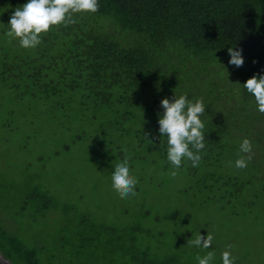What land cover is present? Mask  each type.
Masks as SVG:
<instances>
[{
    "label": "trees",
    "instance_id": "obj_1",
    "mask_svg": "<svg viewBox=\"0 0 264 264\" xmlns=\"http://www.w3.org/2000/svg\"><path fill=\"white\" fill-rule=\"evenodd\" d=\"M26 2L0 0L3 38L8 37L15 8ZM73 18L75 23L42 34L35 49H23L11 38L0 44V79L7 87L15 85L17 97L39 100L47 112L57 111V117L61 113L70 142L61 143L58 157L69 156L74 146L84 143L93 150L89 160L110 175L112 163L128 156L131 170L140 173L137 194L126 202H135L136 208L111 218L104 217L106 213L97 218L89 211L71 215L74 204L57 199L48 186L40 189L35 179L25 192L26 203L38 202L33 209L38 218L58 212L63 218L59 229L94 231L86 235L88 245L96 233H112L119 255L114 264H187L179 254L190 249L195 257L200 250L205 255L209 249L192 245L191 231L184 230L190 229L194 213L181 204L150 207L142 190L144 183L163 184L146 177V170L171 174L174 168L167 160V140L158 132L160 102L187 93L193 101L202 97L206 105L203 159L198 167L186 161L177 170L178 196L198 206L244 199L254 181L247 174L251 171L242 174L250 164L232 170L234 161L245 155L240 142L245 137L255 140L254 149L264 155V113L256 110L242 86L254 74L264 73V0H100L96 13ZM123 36L133 41L122 43ZM229 47L243 50L242 66L228 63ZM108 151V161L101 160ZM165 241L175 244L162 253L168 247ZM0 252L13 264H47L37 246L1 223ZM214 264H222L221 258Z\"/></svg>",
    "mask_w": 264,
    "mask_h": 264
},
{
    "label": "rangeland",
    "instance_id": "obj_2",
    "mask_svg": "<svg viewBox=\"0 0 264 264\" xmlns=\"http://www.w3.org/2000/svg\"><path fill=\"white\" fill-rule=\"evenodd\" d=\"M2 32L0 44H5L10 37L3 38ZM124 40L133 41L127 36L122 37V43ZM16 92L14 84L7 87L0 79L1 225L27 244L37 246L42 253V261L47 264H114V256L119 255L114 253L112 233H96V238L88 245L86 235L94 231L59 229L63 218L56 211L49 212L45 218H38L33 210L38 202L26 203L25 192L31 185L30 180L35 179L40 189L48 186L57 199L72 202L74 210L71 215L89 211L95 213L97 218L105 213L104 217H115L125 208H136V203H126L131 197L118 195L111 185V174L104 173L98 168L99 165L89 160L88 155H92L93 150L86 148L84 143L74 146L69 156L63 154L58 157L57 154L63 152L61 143L66 138V132L61 127V113L57 117L53 113L57 111L47 112L41 101L27 96L17 97ZM250 135L253 133L250 132ZM261 137L263 141L264 133ZM254 141L253 158L249 162L251 167L242 172L251 171L247 174L254 182L245 200L240 198L238 203L218 199L198 206L178 196L181 180L176 176L151 170L144 173L146 177L154 176L156 182L163 181L161 186L142 185L150 207L159 209L181 204L194 213L190 218V229H184L191 231L189 241L199 233L206 236L208 232L214 236L211 249L215 252L213 264L226 249L232 251L238 264H264V155L254 149ZM65 142L70 140L66 139ZM123 146L128 150L126 143ZM261 148L264 151V146ZM108 154L109 151L102 155L101 160L108 161ZM232 170L236 171V168ZM131 171L139 177L138 171ZM58 172L62 179L57 178ZM113 203L116 204L115 208L112 207ZM129 220L130 216L123 219L124 222ZM169 230L174 232L179 229ZM165 242L168 247L162 253L175 244ZM109 243L112 249L107 246ZM202 254L200 250V256ZM179 257L187 260V264L197 262L192 249L179 254Z\"/></svg>",
    "mask_w": 264,
    "mask_h": 264
},
{
    "label": "clouds",
    "instance_id": "obj_3",
    "mask_svg": "<svg viewBox=\"0 0 264 264\" xmlns=\"http://www.w3.org/2000/svg\"><path fill=\"white\" fill-rule=\"evenodd\" d=\"M100 0H27L22 6L16 7L8 22L7 36L18 40L23 49H35L41 43L43 36L55 26L73 24L74 14L96 13ZM3 9V8H0ZM243 50L228 48L229 64L240 67L244 64ZM243 88L253 97L256 110L264 113V73L254 74L243 84ZM162 114H158V132L167 140V160L174 166L171 175H177V170L184 162L191 161L192 167H198L203 159L201 151L205 149V122L202 119L206 111L204 99L193 101L187 93L173 99L165 97L161 100ZM240 155L234 161L237 169H245L253 158V143L245 137L240 142ZM111 185L123 198L135 196L139 179L131 171L129 157L118 159L111 165ZM214 236L199 233L190 243L197 248L209 249L203 256H197L198 264H213L215 252ZM211 246V247H210ZM231 245L229 246V249ZM222 264H236L232 251L225 250L221 254Z\"/></svg>",
    "mask_w": 264,
    "mask_h": 264
},
{
    "label": "water",
    "instance_id": "obj_4",
    "mask_svg": "<svg viewBox=\"0 0 264 264\" xmlns=\"http://www.w3.org/2000/svg\"><path fill=\"white\" fill-rule=\"evenodd\" d=\"M0 264H13V263L0 252Z\"/></svg>",
    "mask_w": 264,
    "mask_h": 264
}]
</instances>
